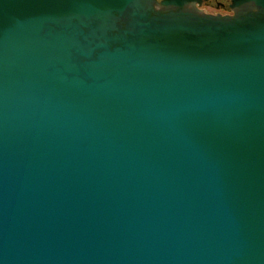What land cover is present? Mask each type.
<instances>
[{"label": "water", "instance_id": "obj_1", "mask_svg": "<svg viewBox=\"0 0 264 264\" xmlns=\"http://www.w3.org/2000/svg\"><path fill=\"white\" fill-rule=\"evenodd\" d=\"M0 0V264H264V0Z\"/></svg>", "mask_w": 264, "mask_h": 264}, {"label": "flooded vegetation", "instance_id": "obj_2", "mask_svg": "<svg viewBox=\"0 0 264 264\" xmlns=\"http://www.w3.org/2000/svg\"><path fill=\"white\" fill-rule=\"evenodd\" d=\"M235 0H197L195 5L210 14H232Z\"/></svg>", "mask_w": 264, "mask_h": 264}]
</instances>
